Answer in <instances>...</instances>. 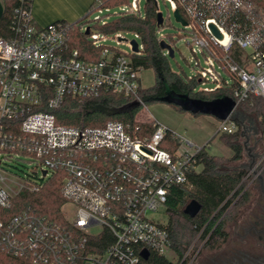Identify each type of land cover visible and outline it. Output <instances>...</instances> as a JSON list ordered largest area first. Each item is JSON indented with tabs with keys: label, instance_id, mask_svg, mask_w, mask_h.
<instances>
[{
	"label": "built area",
	"instance_id": "2783aa9c",
	"mask_svg": "<svg viewBox=\"0 0 264 264\" xmlns=\"http://www.w3.org/2000/svg\"><path fill=\"white\" fill-rule=\"evenodd\" d=\"M164 1L188 23L182 27L191 36L187 44L197 71L192 78L216 84L200 91L236 84V108L251 94L264 100V15H255L250 0ZM16 2L11 36L0 37V264H146L145 252L176 257L168 222L160 213L166 211L173 187H189V174L200 170L197 157L205 147L154 118L139 121V112L135 123L85 127L64 123L59 116L67 101L84 102L103 93L123 96L140 109L146 106L143 68L133 61L134 54L144 51L141 36L133 32L136 53L133 40L122 32L111 38L91 28L124 14H140L141 0L118 7L114 14L100 0L90 9L88 14L108 13L82 28L89 29L90 41L101 49L95 60L72 45L73 24L38 27L34 0ZM211 8L222 10L220 19L205 17ZM211 23L222 39L211 34ZM258 29L261 36L255 35ZM160 32L161 42L165 36ZM108 40L128 45L131 53L106 45ZM234 47L244 52L243 65L231 55ZM234 111L220 122L217 133L238 131ZM54 178L61 179L66 198L58 220L20 202L24 193H40Z\"/></svg>",
	"mask_w": 264,
	"mask_h": 264
},
{
	"label": "trees",
	"instance_id": "16d2710c",
	"mask_svg": "<svg viewBox=\"0 0 264 264\" xmlns=\"http://www.w3.org/2000/svg\"><path fill=\"white\" fill-rule=\"evenodd\" d=\"M97 1L92 4L90 9L96 5ZM100 1L104 7L111 8L126 6L129 3V0ZM250 1L254 5L255 15H264V0ZM16 4V0H4L5 9L0 18V37L8 39L11 36L10 24ZM221 14L222 10L211 8L208 13H205V17L214 16L220 19ZM157 15V6L153 0H150L146 1L144 15L142 12L140 14H124L113 18L105 25L95 24L91 26L95 31L105 35L135 32L141 36L144 51L142 54H134L133 61L136 66L143 69H153L156 76L155 85L151 88H144L141 91L145 103H168L164 99L169 93H174L201 102L228 100L237 104L236 84L223 87L214 92H204L198 89L200 85L198 79L184 77L182 74L172 70L169 64V57L158 40V31L162 27L158 26ZM165 24L166 20L163 27ZM84 25L83 20L73 24L71 43L80 50L83 57L91 60L98 59L101 49L94 47L89 36L82 31ZM255 35L261 36L259 29L256 30ZM165 40L175 47L172 36H168V39L165 38ZM231 55L239 65L245 63V54L238 47L232 49ZM168 104L195 116L204 114L200 111L191 112L185 110L175 103ZM239 108L253 111L261 117L260 122L264 129V100L261 97L251 94L245 101L238 104L234 113ZM139 110L140 108L133 107L130 100L123 96L103 93L96 99L84 102L67 101L59 112V116L64 123L69 125L101 126L110 121L135 123V117ZM236 123L239 127L240 124L237 121ZM219 134L217 133L219 139H223L234 153L230 161L241 160L243 158V147L239 141L241 131L238 129L233 134ZM173 145L177 147L179 142L176 141ZM230 161L223 157L212 155L204 148L197 157V165L201 166V169L199 171L195 169L191 171L189 174V187L180 186L171 189L166 205V214L168 216V230L171 236L172 248L179 259L178 262L183 259L186 250L202 229H204L201 235L202 239L207 238L211 234L208 238V245H211L212 248H215L226 237L227 232L222 217L246 185L245 171L229 168L228 164ZM232 195L234 196L232 197ZM192 200L198 201L202 207L199 214L194 218L184 213V209ZM65 201L63 183L60 178H54L46 184L40 193H24L20 202L26 206L33 205L40 214L58 220L62 218L60 208ZM178 262H174L172 259L157 253H152L146 264H179Z\"/></svg>",
	"mask_w": 264,
	"mask_h": 264
},
{
	"label": "rangeland",
	"instance_id": "374dc122",
	"mask_svg": "<svg viewBox=\"0 0 264 264\" xmlns=\"http://www.w3.org/2000/svg\"><path fill=\"white\" fill-rule=\"evenodd\" d=\"M83 1L87 2L86 0H72V3L66 4L64 2L60 3L58 0H37L35 12L43 13L51 19L57 18V20L69 24H75L83 20L85 28L88 27L96 16L108 14L106 11L99 13L98 10L88 14L90 11L89 5H85ZM132 1L133 0H129L128 6ZM158 1L160 12L163 13L166 20V24L162 27L160 33H162L166 39H168V36H172L174 38L173 44L176 49L175 58H169V64L174 72L182 74L184 77L192 78L196 75L197 71L194 68L196 63L195 58L193 57L190 46L187 44V41H191V36L184 33L183 27L176 21L174 11L170 8L169 3L164 0ZM117 8L118 7L114 8L111 14H114ZM145 10L146 0H141V12L143 15L145 14ZM103 19L107 20L105 16ZM122 33L129 41L135 39L133 32ZM112 36H116V34L111 35V38ZM105 44L118 47L123 52L131 53V48L126 44H117L112 40H108ZM197 49H199V47H197ZM199 60L203 68L207 66L205 57L201 52L199 53ZM216 65L218 72H220L223 77L231 79L226 71L220 68L218 64ZM140 76L141 84L144 88H151L155 85L156 76L153 69H143ZM215 87V83L207 82L206 84H200L198 89L212 90ZM145 105V107H141L137 115L139 121H148L154 118L170 129L178 132L186 139L192 141L197 146L205 147V150L212 155L223 157L228 161L234 156V153L226 145L225 141L219 139L217 136V130L221 122L217 117L208 114L195 116L189 112H183L165 102H153ZM188 105L190 106L191 103H188ZM233 118L240 124L238 128L239 131H241L239 141L243 147V158L239 161H230L228 167L245 171L246 180L249 174L260 171L264 163L262 160L264 158V129L260 122L261 117L248 109L239 108L237 112L234 113ZM245 143L247 149L244 147ZM249 153L254 156L256 155V161H252ZM160 217L163 222H168V216L164 209L161 210ZM225 230L227 232V225L225 226ZM215 249L216 246L212 248L211 245H208V239H202L199 233L186 250L183 263L201 264L202 259L210 256ZM168 258L172 259L174 262H178L179 260L177 256L174 257L173 253H168ZM183 259L178 263L180 264Z\"/></svg>",
	"mask_w": 264,
	"mask_h": 264
},
{
	"label": "flooded vegetation",
	"instance_id": "af4514ba",
	"mask_svg": "<svg viewBox=\"0 0 264 264\" xmlns=\"http://www.w3.org/2000/svg\"><path fill=\"white\" fill-rule=\"evenodd\" d=\"M249 156L256 161V155ZM245 183L222 217L226 237L201 264H264V163Z\"/></svg>",
	"mask_w": 264,
	"mask_h": 264
},
{
	"label": "water",
	"instance_id": "95a60500",
	"mask_svg": "<svg viewBox=\"0 0 264 264\" xmlns=\"http://www.w3.org/2000/svg\"><path fill=\"white\" fill-rule=\"evenodd\" d=\"M146 1H150V0H146ZM174 16L178 23H180L182 26H187L188 23L182 17L179 10H176L174 12ZM157 22H158V26H162L164 24L163 13L161 12L158 13ZM209 29L211 31V34L214 37L218 39L223 38V34L219 31L218 27L215 24L211 23L209 25ZM89 32H90L89 29L85 31L87 35L89 34ZM132 44H133L134 52L137 53L139 51L138 42L136 40H133ZM160 45L163 50L168 51L169 58H175V49L168 42L163 40L160 42ZM164 101L168 103H175L177 105H180L185 110H188L191 112L200 111L206 115L208 114V115L215 116L220 120H226L236 108V103L230 102L228 100H218L214 102H201V101L191 100L186 96H180L174 93H169L168 96L164 99ZM188 103H191V105L189 106ZM137 106L138 104H133V107H137ZM201 208H202L201 204L198 201L192 200L184 209V213L190 216L191 218H194L199 214V212L201 211ZM143 257L146 261H148L150 258V254L148 252H145Z\"/></svg>",
	"mask_w": 264,
	"mask_h": 264
},
{
	"label": "crops",
	"instance_id": "0c3cea01",
	"mask_svg": "<svg viewBox=\"0 0 264 264\" xmlns=\"http://www.w3.org/2000/svg\"><path fill=\"white\" fill-rule=\"evenodd\" d=\"M36 1L34 0L33 3V8H32V13H33V18H34V22L38 27H46L50 24L56 23V22H62L57 20V18L55 19H51L49 17H47L45 14L40 13V12H35V7H36ZM60 1V3L64 2L66 4L72 3V0H58ZM87 2L83 1L85 5H89V9L92 6V4L96 1V0H86ZM4 3L3 0H0V18L2 17L3 13H4ZM88 9V8H87ZM64 22V21H63Z\"/></svg>",
	"mask_w": 264,
	"mask_h": 264
}]
</instances>
